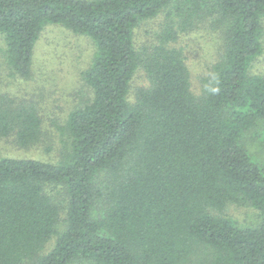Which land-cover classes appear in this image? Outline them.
Here are the masks:
<instances>
[{"label":"trees","instance_id":"1","mask_svg":"<svg viewBox=\"0 0 264 264\" xmlns=\"http://www.w3.org/2000/svg\"><path fill=\"white\" fill-rule=\"evenodd\" d=\"M203 21L222 49L196 92L176 44ZM47 25L91 39V95L54 119L56 161L0 158V264H264V165L246 143L264 120V0H0V139L20 147L50 137L52 107L2 87L35 77ZM138 70L148 85L133 88Z\"/></svg>","mask_w":264,"mask_h":264},{"label":"rangeland","instance_id":"2","mask_svg":"<svg viewBox=\"0 0 264 264\" xmlns=\"http://www.w3.org/2000/svg\"><path fill=\"white\" fill-rule=\"evenodd\" d=\"M158 20H152L151 25ZM150 36H148L149 38ZM140 40L146 39L144 24L138 34ZM221 34L217 29H212L208 21L199 23L195 29L184 33L176 46H182L188 57V64L192 72V88L198 92L201 88V75L208 73L210 67L220 58L222 49ZM264 43V40H263ZM94 45L91 39L83 34L74 33L60 25H47L42 31L37 43L35 55V77L27 82H9L3 86L14 94L33 91L38 94L44 92L47 95V104L52 107V121L49 129H52L48 139L34 147H20L12 139H0V158H50L57 160L60 156L59 131L54 125V119H61L64 123L66 113L72 108H77L89 100L91 91L82 79L83 71L88 68L94 53ZM4 63V64H3ZM4 47L0 35V69L6 66ZM252 71L264 72V51L252 66ZM4 76L10 77L8 72ZM7 80H11L8 79ZM6 80V81H7ZM133 88L148 85V80L143 70H138L132 81ZM1 87V86H0ZM29 90V91H28ZM31 93V92H30ZM258 135L253 138L246 136V143L253 157L264 165V120L256 127ZM52 135V136H51ZM53 141L55 148L48 149V144ZM57 203L67 205L68 196L64 187L60 184L50 183L45 187ZM228 215L238 223L244 225H256L259 222L257 210L248 205L230 204ZM91 264V263H75Z\"/></svg>","mask_w":264,"mask_h":264}]
</instances>
